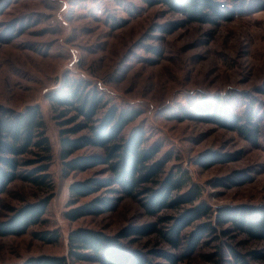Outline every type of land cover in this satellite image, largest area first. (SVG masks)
Segmentation results:
<instances>
[{"label":"rangeland","instance_id":"rangeland-1","mask_svg":"<svg viewBox=\"0 0 264 264\" xmlns=\"http://www.w3.org/2000/svg\"><path fill=\"white\" fill-rule=\"evenodd\" d=\"M182 19L165 5L150 6L145 0H0V106L23 111L38 105L52 147V188L18 179L0 196L2 221L13 210L51 195L42 223L22 235L0 236V264H20L40 255L67 256L70 231L79 227L114 235L127 225L158 221L146 216L133 199L122 200L113 212L100 216L76 221L64 217L71 184L101 176L96 173L100 168L64 172V127L48 95L65 77L98 87L110 104L139 111L123 135L141 128L147 145L160 143L157 157L167 159L166 170L185 169L201 188L197 202H206L213 214L221 206L264 205V10L217 25L190 23L171 32L168 24ZM203 96L232 100L239 112L254 106L261 113L260 142L253 145L214 123L174 118L178 109ZM206 151L235 158L204 168L197 160ZM88 152L79 150L76 155ZM236 172L246 174L248 182L231 185ZM90 199L81 198L78 204ZM220 230L190 259L155 236L138 240L134 247L161 264L172 262L158 252L173 255L175 264H234L231 248L242 254L264 252L262 243ZM52 231L59 235L53 243L36 236Z\"/></svg>","mask_w":264,"mask_h":264},{"label":"trees","instance_id":"trees-1","mask_svg":"<svg viewBox=\"0 0 264 264\" xmlns=\"http://www.w3.org/2000/svg\"><path fill=\"white\" fill-rule=\"evenodd\" d=\"M145 2L150 6L165 5L173 13L183 16L182 20L168 24L171 32L190 23L217 25L221 20L230 21L239 14L264 10V4L255 0ZM48 99L64 127L60 131V158L65 174L95 168H100L96 173L101 174L71 184L69 210L64 217L76 221L86 216H100L113 212L122 200L133 199L146 216L158 218V221L127 225L114 235L79 227L70 231L67 256L40 255L20 264H74L73 261L161 264L151 261L134 247L138 240L151 236L158 237L156 239L171 249L182 250L181 256L190 259L205 239L213 236L220 227L223 235H243L264 246V205L221 206L213 214L206 202H197L201 188L191 181L185 169L166 170L167 159L157 157L160 143L147 145L141 128L128 136L123 135L126 126L139 116V111L110 104L98 87L69 77H65L59 89L49 93ZM234 107L232 100L203 96L178 109L174 118L214 123L236 131L257 145L262 134L260 111L251 105H246L240 112ZM79 150L89 152L76 155ZM234 158L229 154L206 151L197 164L209 168ZM51 160L52 147L39 106H28L23 111L0 106V196L18 179L39 188H52L48 173ZM231 180V185L239 186L248 182L249 177L236 172ZM85 197L91 199L78 204ZM50 200L51 195L13 210L12 215L0 221V236L22 235L30 226L42 223ZM36 236L50 243L59 239L57 231L37 233ZM230 252L234 264H253L252 260L258 264L264 262L262 250L242 254L231 248ZM157 254L176 263L173 255Z\"/></svg>","mask_w":264,"mask_h":264}]
</instances>
